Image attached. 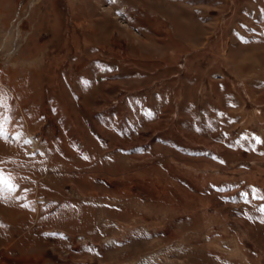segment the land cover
<instances>
[{
	"label": "rangeland",
	"instance_id": "rangeland-1",
	"mask_svg": "<svg viewBox=\"0 0 264 264\" xmlns=\"http://www.w3.org/2000/svg\"><path fill=\"white\" fill-rule=\"evenodd\" d=\"M0 264H264V0H0Z\"/></svg>",
	"mask_w": 264,
	"mask_h": 264
}]
</instances>
